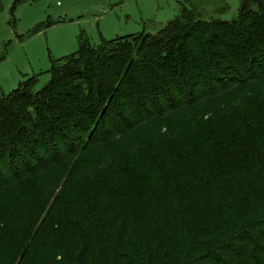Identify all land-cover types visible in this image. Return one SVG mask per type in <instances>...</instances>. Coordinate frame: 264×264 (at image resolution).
Returning <instances> with one entry per match:
<instances>
[{"label":"trees","instance_id":"16d2710c","mask_svg":"<svg viewBox=\"0 0 264 264\" xmlns=\"http://www.w3.org/2000/svg\"><path fill=\"white\" fill-rule=\"evenodd\" d=\"M77 40L43 88L0 93V193L38 206L0 264H264V0Z\"/></svg>","mask_w":264,"mask_h":264},{"label":"rangeland","instance_id":"374dc122","mask_svg":"<svg viewBox=\"0 0 264 264\" xmlns=\"http://www.w3.org/2000/svg\"><path fill=\"white\" fill-rule=\"evenodd\" d=\"M188 1L187 4L186 0H0V93L8 94L25 78L34 76H38L36 89L43 88L50 80L53 60L77 53V38L82 33L90 37L93 45L118 36L156 34L186 5L206 21H232L238 15L241 0ZM37 28L40 29L35 32ZM62 170H51L48 174L51 181ZM23 187L21 192L31 188L30 185ZM34 189L32 186L31 190ZM56 190L41 188L36 193L59 195L60 189ZM16 193L15 190L0 193V224L8 221L10 214L11 221L16 222L0 227V257L3 251L18 247L23 228L29 226L28 214L33 213L32 207L38 208ZM69 194L56 199L52 217L75 211ZM52 196L55 198V193ZM50 207L38 212L37 222L46 217L47 210L53 208ZM7 234L9 238L5 240Z\"/></svg>","mask_w":264,"mask_h":264}]
</instances>
